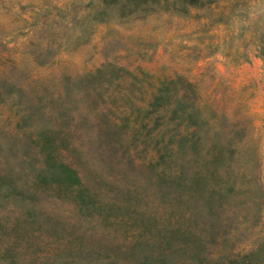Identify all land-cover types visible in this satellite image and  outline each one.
Returning <instances> with one entry per match:
<instances>
[{"label": "rangeland", "instance_id": "obj_1", "mask_svg": "<svg viewBox=\"0 0 264 264\" xmlns=\"http://www.w3.org/2000/svg\"><path fill=\"white\" fill-rule=\"evenodd\" d=\"M99 67L115 72L85 89L86 77ZM166 77L177 79L172 90L178 93L190 83L205 120L195 136L205 147L216 142L220 152L214 173L203 169L206 185L234 186L219 206L222 239L208 241L206 254L248 250L264 239V0H216L186 11L164 0H0V80L20 89V102L0 99V174L29 185L31 195L0 194V264H91L94 257L86 253L74 257L77 262H60L62 242L73 237L85 252L93 247L99 258L117 253L124 259L136 230L123 222L97 223L54 188L37 186L56 184L34 178L42 164L35 145L29 155L22 149L28 136L42 134L57 144L64 138L69 145L57 147L59 161L98 198H120L124 185H159L147 166L159 160L152 143L133 140L129 164L121 155L107 157L96 141L98 111L109 107L122 115L132 102L146 106L147 92ZM132 79L137 86H129ZM130 88L136 96L127 100ZM164 112L159 107L142 116L153 136L169 140L192 129ZM140 118L130 114L124 138ZM191 149L174 153L167 170L183 162L197 169L203 157L194 158ZM197 198L184 193L186 215Z\"/></svg>", "mask_w": 264, "mask_h": 264}, {"label": "trees", "instance_id": "obj_2", "mask_svg": "<svg viewBox=\"0 0 264 264\" xmlns=\"http://www.w3.org/2000/svg\"><path fill=\"white\" fill-rule=\"evenodd\" d=\"M141 0H138L140 2ZM143 1V0H142ZM161 2L163 0H154ZM167 4L180 10H188L192 6H209L216 0H164ZM122 15H125L123 13ZM110 72V74H107ZM114 69L99 67L82 84L85 89L90 86L98 88L97 83L102 79H111ZM106 75H108L106 77ZM134 80L139 79L132 74ZM143 79V78H141ZM129 83V86H137L136 80ZM177 79L166 77L160 79L154 89L147 92V105H135L131 103L129 112L119 115L111 108L98 111L99 138L96 141L106 153L107 157L121 155L126 162L132 163V155L129 145L133 140L140 139L144 144L152 143L154 148L160 152L158 161H147V166L155 172L156 181L159 185H124L120 191L121 197L98 198L95 189H90L80 184L76 170L69 164L59 161L57 147H68L69 143L61 138L59 144L49 138L39 136L34 139L30 136L24 141L23 151L30 154L31 144L35 145L33 153L42 159V164L37 165L34 171V178L42 183H55L56 185H37L39 187L54 188L60 195L70 198L79 211L91 213L97 223L106 222L108 225L117 226L123 222L126 226L134 228L135 234L129 239V250L124 259H118L117 253L107 254L102 258L100 251L90 247L86 252L82 249L81 241L75 238L65 239L62 242L63 251L67 256L61 259V263L68 261L77 262L74 257H83L86 253L94 257L91 264H264V239L248 250H236L228 248L206 254L208 241H215L220 237L223 224L221 219V203L226 201V196L234 190L233 185H206L208 175L203 169L209 171L220 152L216 142L211 145L201 143L199 134L204 118L200 115V105H196V93L188 81L183 84L182 91L172 90ZM174 85V86H173ZM140 86V85H139ZM131 89V88H130ZM128 89L125 94L127 100L135 95V89ZM137 89H139L137 87ZM101 92L98 91V94ZM141 98H144L142 96ZM0 99H10L20 102V89L9 79L0 80ZM161 107L170 119L179 117L186 119L192 129L181 132L176 137L171 136L168 140L153 136L147 127L143 115L151 112V109ZM19 112V110H18ZM135 113V114H134ZM132 116H140V124L124 138L128 129V120ZM24 114H19L20 119H25ZM117 118V119H116ZM159 118L155 115L154 120ZM42 133V132H41ZM160 138V139H159ZM192 148L194 158L202 156L198 167L195 170L189 169V164L183 162L177 169L172 166L174 153L186 151ZM30 149V150H29ZM201 149H204L201 151ZM165 162L160 169L154 166L159 161ZM29 185H16L14 177L8 172L0 174V194L20 193L22 199L31 196L28 191ZM186 191L197 194V205L190 213L185 214L183 195ZM204 191L206 193H204ZM220 206V207H219ZM223 232V231H222ZM222 239V235L220 237ZM224 239V237H223ZM75 243L79 245L74 248ZM89 259V258H88Z\"/></svg>", "mask_w": 264, "mask_h": 264}]
</instances>
